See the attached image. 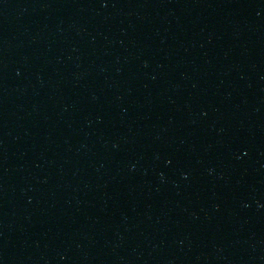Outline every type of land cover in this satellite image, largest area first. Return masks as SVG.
I'll return each instance as SVG.
<instances>
[{"label": "water", "instance_id": "95a60500", "mask_svg": "<svg viewBox=\"0 0 264 264\" xmlns=\"http://www.w3.org/2000/svg\"><path fill=\"white\" fill-rule=\"evenodd\" d=\"M0 264H264V0H0Z\"/></svg>", "mask_w": 264, "mask_h": 264}]
</instances>
